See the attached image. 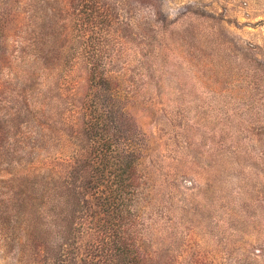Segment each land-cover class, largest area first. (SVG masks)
I'll return each mask as SVG.
<instances>
[{
	"label": "rangeland",
	"instance_id": "rangeland-1",
	"mask_svg": "<svg viewBox=\"0 0 264 264\" xmlns=\"http://www.w3.org/2000/svg\"><path fill=\"white\" fill-rule=\"evenodd\" d=\"M88 59L137 132L146 263L264 264V0H0V264H51L39 215L84 199Z\"/></svg>",
	"mask_w": 264,
	"mask_h": 264
},
{
	"label": "trees",
	"instance_id": "trees-1",
	"mask_svg": "<svg viewBox=\"0 0 264 264\" xmlns=\"http://www.w3.org/2000/svg\"><path fill=\"white\" fill-rule=\"evenodd\" d=\"M81 16L95 19L90 11ZM98 23L102 25L99 17ZM103 68L98 61L87 63V93L79 106L87 143L82 145L84 153L75 158L71 175L73 184L85 189L84 199L74 204L68 193L73 207L60 205L65 199L59 197L45 207L44 217L39 215V228L57 234L48 242L51 264H147L134 237L131 208L137 196V132H132L130 117L113 94V81ZM30 185L33 188L34 181ZM81 234L88 239L84 244L78 239Z\"/></svg>",
	"mask_w": 264,
	"mask_h": 264
}]
</instances>
